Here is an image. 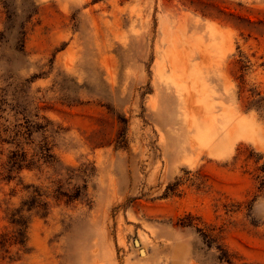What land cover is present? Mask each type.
Listing matches in <instances>:
<instances>
[{
  "label": "rangeland",
  "instance_id": "rangeland-1",
  "mask_svg": "<svg viewBox=\"0 0 264 264\" xmlns=\"http://www.w3.org/2000/svg\"><path fill=\"white\" fill-rule=\"evenodd\" d=\"M263 97L264 0H0V264H264Z\"/></svg>",
  "mask_w": 264,
  "mask_h": 264
},
{
  "label": "trees",
  "instance_id": "trees-1",
  "mask_svg": "<svg viewBox=\"0 0 264 264\" xmlns=\"http://www.w3.org/2000/svg\"><path fill=\"white\" fill-rule=\"evenodd\" d=\"M260 100H264V97L263 98H261ZM263 106H264V101H263ZM16 223L18 224V225H20V227L18 228V231H17V233H18V237L16 238V241H15V243H17V244H20L21 246H24V244H25V242H26V237H25V227L26 226H23V225H25V222H22V216L20 215V218L18 219H16Z\"/></svg>",
  "mask_w": 264,
  "mask_h": 264
}]
</instances>
